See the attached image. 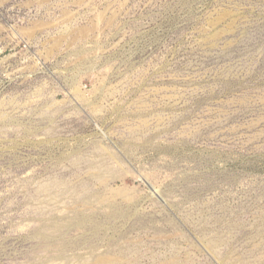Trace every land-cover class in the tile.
<instances>
[{
  "label": "rangeland",
  "instance_id": "374dc122",
  "mask_svg": "<svg viewBox=\"0 0 264 264\" xmlns=\"http://www.w3.org/2000/svg\"><path fill=\"white\" fill-rule=\"evenodd\" d=\"M0 264H264V0H0Z\"/></svg>",
  "mask_w": 264,
  "mask_h": 264
}]
</instances>
